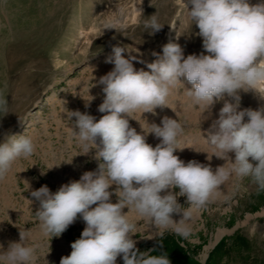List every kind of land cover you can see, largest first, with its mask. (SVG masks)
I'll return each mask as SVG.
<instances>
[{
  "label": "rangeland",
  "instance_id": "1",
  "mask_svg": "<svg viewBox=\"0 0 264 264\" xmlns=\"http://www.w3.org/2000/svg\"><path fill=\"white\" fill-rule=\"evenodd\" d=\"M259 2L249 0L252 5ZM154 14L163 27L149 34L144 21ZM109 21L115 29L106 28ZM198 33L182 0H0V90L9 103L8 114L0 113V142L9 134H25L36 144L35 154L17 160L0 181L2 250H7L9 242H19L20 229H30L31 242L39 245L38 264H60L84 230L86 225L78 216L61 236H44L35 216L39 201L31 192L47 185L54 193L98 168L99 161L93 158L96 149L82 154L72 136L75 117L69 120L67 112L78 110L97 121L107 114L98 110L105 98L99 79L114 68L106 62L113 46L125 47L126 58L135 57L136 70L150 71L147 64L156 58L152 53H162V46L169 42L180 44L185 57L206 55ZM181 80L186 88L191 87ZM240 96V109L264 107L251 92L242 91ZM225 100L233 102L225 95L200 122V110L178 87L169 97V107L157 108L155 114L138 111L133 113L136 120L129 118V123L143 133L142 127L148 130V124L159 125L165 116L179 119L185 131L178 141L182 149L174 155L185 163L196 160L215 170L226 161L212 156L205 139ZM146 142L155 147L160 141L148 134ZM229 156L234 161V153ZM115 188L109 189L113 203L117 202ZM168 192L175 194L179 189L170 188L161 195ZM177 202L188 207L185 196H177ZM128 215L136 225L131 237L136 249L166 254L171 264H264V191H258L250 178L233 177L221 186L218 196L195 210L188 238L158 229L133 211ZM172 218L179 221L181 215ZM116 264H124L122 257Z\"/></svg>",
  "mask_w": 264,
  "mask_h": 264
},
{
  "label": "clouds",
  "instance_id": "2",
  "mask_svg": "<svg viewBox=\"0 0 264 264\" xmlns=\"http://www.w3.org/2000/svg\"><path fill=\"white\" fill-rule=\"evenodd\" d=\"M182 4L199 29L206 55L185 57L180 44L169 42L162 46V53H152L156 58L147 64L150 71H145L134 68L135 57L126 58L125 47L113 46L106 62L114 68L99 79L105 98L98 110L107 114L97 121L78 110L67 112L69 120L75 117L72 136L82 154L96 149L93 158L99 164L54 193L47 185L31 192L39 201L35 216L44 236H61L78 216L86 225L60 264H116L118 257L124 264H171L166 254L136 249L131 238L136 225L129 218L130 211L158 229L188 238L193 212L218 196L221 186L233 177L250 178L258 191H264V107L240 109L242 91L264 100V0L255 5L249 0H182ZM144 27L155 34L163 25L154 14L144 21ZM106 28L115 29L114 22H107ZM178 87H183L191 105L200 110V122L225 95L233 101L225 100L207 138L202 135L212 156L226 161L223 166L213 170L174 155L182 149L178 141L185 131L179 119L165 116L159 125L147 123L148 130L141 126L143 133L130 126L133 113L155 114V109L169 107V97ZM6 97L0 90V113L7 115ZM148 134L159 139L155 147L146 142ZM35 152L32 137L6 135L0 142V181L17 160ZM113 185L116 203L111 202L113 192L109 191ZM170 188L179 192L161 195ZM177 196L187 198V208L177 202ZM173 214H180L181 219L174 221ZM19 237V242H9L6 251L0 245V264H38L39 245L31 242L30 229H20Z\"/></svg>",
  "mask_w": 264,
  "mask_h": 264
},
{
  "label": "bare ground",
  "instance_id": "3",
  "mask_svg": "<svg viewBox=\"0 0 264 264\" xmlns=\"http://www.w3.org/2000/svg\"><path fill=\"white\" fill-rule=\"evenodd\" d=\"M262 103L264 104V100H262Z\"/></svg>",
  "mask_w": 264,
  "mask_h": 264
}]
</instances>
